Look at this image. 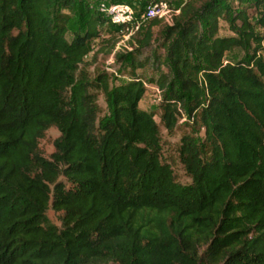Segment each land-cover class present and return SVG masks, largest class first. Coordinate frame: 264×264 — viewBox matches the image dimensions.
<instances>
[{"label": "trees", "instance_id": "obj_1", "mask_svg": "<svg viewBox=\"0 0 264 264\" xmlns=\"http://www.w3.org/2000/svg\"><path fill=\"white\" fill-rule=\"evenodd\" d=\"M149 1L104 2L137 16ZM258 2L176 0L156 45L152 28L162 23L153 19L113 54L131 78L109 88L84 59L98 24L112 35L93 58L109 41L113 50L117 28L105 17L91 15L67 41L63 9L74 0H0V264H264ZM233 48L243 57L225 62ZM145 65L157 73L149 82L165 132L182 118L201 130L175 149L186 185L162 158L154 115L138 106L145 88L135 71ZM51 126L58 137L46 159L36 142ZM48 208L61 213L60 228L45 224Z\"/></svg>", "mask_w": 264, "mask_h": 264}, {"label": "rangeland", "instance_id": "obj_2", "mask_svg": "<svg viewBox=\"0 0 264 264\" xmlns=\"http://www.w3.org/2000/svg\"><path fill=\"white\" fill-rule=\"evenodd\" d=\"M104 1H122L124 3L129 4L132 7L139 8L142 5V1L145 0H74L73 5L70 9H63V12L67 15L68 22L66 25L67 32L65 34V38L68 41L71 38V34L74 30L82 31L85 22L91 15H96L97 5L100 2ZM169 2L170 6L174 9L177 7L176 0H165ZM245 2L251 3L252 0H245ZM245 4V5H247ZM232 7H235V4H231ZM240 4L238 7H241ZM257 10H261V3L258 2L256 5ZM248 15H250L251 21L256 19V14L253 8H248ZM220 30V35H226L227 26L224 22H218ZM97 29L99 30L100 36L95 39H91L87 42V47L89 53L85 56L86 63L89 64L87 67L88 73L90 77H93L96 73H104L108 76L107 85L108 87H112L118 83L126 82L131 78L128 70H121L120 65L115 63L113 59V54L121 49L119 38L116 36L115 39L117 42L113 50H110V41L103 45L102 50L93 58V53L96 51L99 45V41L101 39H106L111 36V29L102 24H98ZM256 32H263L260 28L256 27ZM145 28L141 30L140 35L144 32ZM165 26L162 24H158L152 28L154 45H156V41H160L164 37ZM128 50H131L128 48ZM159 53L162 55V51L159 50ZM244 55L243 51L240 48H233L231 51H228L224 56L225 62L233 63L236 60L242 58ZM165 59L162 56L160 59V63H164ZM136 77L142 81L145 85L144 94L141 100L138 103L140 109L145 110L147 112H151L154 115V120L158 125L160 141H161V155L166 163H170L174 179L177 183L181 185H186L189 183V178L185 175L182 166L178 162L176 158V148L179 144V140L184 135H190L193 137H201V130L198 129L197 126L187 123L185 124V119H179L177 126L170 132L167 133L162 128V126L158 123L159 110L157 107V97L154 91L151 89L154 87L153 83L149 82L150 79H155L157 73L152 70L151 67L145 65L143 68L135 71ZM96 103L99 108V115H103L105 111L103 96L100 91L96 92ZM58 137V132L54 127L47 128L41 135V137L36 142V152L38 155L43 158H48L49 155L53 152V142ZM61 180V179H60ZM60 218L61 213L54 212L50 208H48L45 212V224L48 227L60 228Z\"/></svg>", "mask_w": 264, "mask_h": 264}, {"label": "built area", "instance_id": "obj_3", "mask_svg": "<svg viewBox=\"0 0 264 264\" xmlns=\"http://www.w3.org/2000/svg\"><path fill=\"white\" fill-rule=\"evenodd\" d=\"M183 2L184 0H179ZM262 11H264V0H260ZM97 12L105 17L110 25L117 28L116 34L119 38L120 45L132 36H134L140 28L150 20H159L163 25H170L172 19L178 14L179 8H172L169 2L165 0H151L149 1L139 15H135L133 9L126 4H108L100 2L97 5ZM264 34V28L263 32ZM264 44V39L262 41ZM145 87V85H144ZM157 101L160 99L158 89L154 86L151 88Z\"/></svg>", "mask_w": 264, "mask_h": 264}, {"label": "crops", "instance_id": "obj_4", "mask_svg": "<svg viewBox=\"0 0 264 264\" xmlns=\"http://www.w3.org/2000/svg\"><path fill=\"white\" fill-rule=\"evenodd\" d=\"M226 54V53H225Z\"/></svg>", "mask_w": 264, "mask_h": 264}]
</instances>
